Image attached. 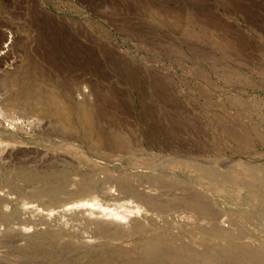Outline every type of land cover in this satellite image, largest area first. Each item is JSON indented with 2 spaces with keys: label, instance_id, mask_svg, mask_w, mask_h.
<instances>
[{
  "label": "rangeland",
  "instance_id": "1",
  "mask_svg": "<svg viewBox=\"0 0 264 264\" xmlns=\"http://www.w3.org/2000/svg\"><path fill=\"white\" fill-rule=\"evenodd\" d=\"M56 1L0 0V44L12 28L20 59L0 73V107L29 122L0 128L12 150L0 158V214H19L24 202L36 215L85 198L106 203L108 191L123 196L119 177L139 183L159 165L203 188L197 207L224 233L218 264H264V0H60L58 19L45 13ZM50 95L90 106L91 122L48 112ZM195 164L223 178L202 180ZM188 208L208 229L190 243L214 256L215 218ZM120 231L107 227L105 237ZM133 241L114 264L140 262L124 259Z\"/></svg>",
  "mask_w": 264,
  "mask_h": 264
},
{
  "label": "bare ground",
  "instance_id": "2",
  "mask_svg": "<svg viewBox=\"0 0 264 264\" xmlns=\"http://www.w3.org/2000/svg\"><path fill=\"white\" fill-rule=\"evenodd\" d=\"M14 42L12 34L6 47L13 48ZM4 95L5 92L0 91L1 104ZM37 103L40 106V102ZM41 106L67 121L78 117L84 124H89L92 120L90 106H71L51 95ZM6 112L0 107V128L11 132L22 131L27 119L10 118L12 110ZM3 132L0 130V135ZM9 145L0 140V158L12 154ZM194 172L200 179H211L214 184L223 178L219 169L207 168L202 164H195ZM143 173L146 177L140 178L139 183L127 177H119L118 186L123 196L118 197L113 190L108 191L110 201L106 203L97 198H85L64 203L58 209L42 210V214L36 215L37 208L24 202L19 214H0V264H64L65 259L76 261L75 264H82L80 259H88L87 264H96L87 258L96 253L102 259L100 264H114V253L122 252L121 246H125L128 239L134 240V246L128 249L124 259L136 256L140 260L137 264H218L220 237L224 233L220 218H215L208 206L200 203L202 209L197 207L202 193L204 195L203 188L191 182L188 186L185 182L172 181L173 172L165 170L163 166H153ZM187 206H194V211L198 208L203 215L212 214L215 218V226L210 228L218 235L211 248L214 256L207 255L205 246L190 243L192 234L201 233L204 238L205 230L208 232V229L194 220L197 215ZM140 213L142 218L137 216ZM110 226L121 230L120 235L112 241L105 237L107 227ZM166 232L172 234L170 238L174 243L162 244L160 236ZM137 234L140 238L136 237ZM114 245L120 248L111 249ZM40 249L43 252H38Z\"/></svg>",
  "mask_w": 264,
  "mask_h": 264
},
{
  "label": "built area",
  "instance_id": "3",
  "mask_svg": "<svg viewBox=\"0 0 264 264\" xmlns=\"http://www.w3.org/2000/svg\"><path fill=\"white\" fill-rule=\"evenodd\" d=\"M59 5L62 8L63 5L60 3V0H57L56 5H54L53 7L47 5L45 7V13H47V16L49 15L57 19L61 17L60 14L61 8L59 7ZM71 10L72 13L70 14V16L71 18H74L75 17L74 5H72ZM4 32L6 35V40L0 44V73L5 71H14L20 60L13 48L10 47V49H8V47H6L7 42L9 43V39L12 38V34H13V38L15 39L16 36L15 31L9 27V28H4ZM8 36H10V38ZM12 47H13V43H12Z\"/></svg>",
  "mask_w": 264,
  "mask_h": 264
}]
</instances>
